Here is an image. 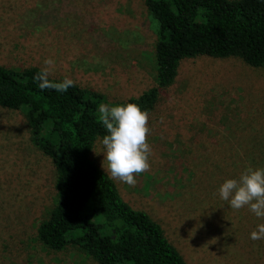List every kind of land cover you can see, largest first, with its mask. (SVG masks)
<instances>
[{
	"label": "rangeland",
	"instance_id": "obj_1",
	"mask_svg": "<svg viewBox=\"0 0 264 264\" xmlns=\"http://www.w3.org/2000/svg\"><path fill=\"white\" fill-rule=\"evenodd\" d=\"M158 24L144 0H0V62L21 70L52 58L51 77L123 102L157 85ZM148 124L150 171L134 187L114 180L122 196L162 225L189 264H264V239L250 238L264 219L232 209L218 192L244 171L233 165L252 166L230 147L264 142V66L185 60ZM101 141L93 150L104 151ZM56 176L25 113L0 105V264H99L71 244L58 251L38 238L57 201Z\"/></svg>",
	"mask_w": 264,
	"mask_h": 264
},
{
	"label": "trees",
	"instance_id": "obj_2",
	"mask_svg": "<svg viewBox=\"0 0 264 264\" xmlns=\"http://www.w3.org/2000/svg\"><path fill=\"white\" fill-rule=\"evenodd\" d=\"M144 1L159 23L157 85L138 97L110 103L104 94L76 83L63 93L41 90L34 80L40 67L18 70L0 62V105L25 113L34 145L57 172V201L41 222L38 238L58 251L71 244L99 264H189L162 225L132 207L91 158L95 141L107 134L97 122L99 105L134 102L150 113L162 90L176 81L182 62L198 56L238 57L250 66H264V0ZM230 154L251 160L253 167L264 165V142L230 147ZM232 167L245 170L248 165Z\"/></svg>",
	"mask_w": 264,
	"mask_h": 264
},
{
	"label": "clouds",
	"instance_id": "obj_3",
	"mask_svg": "<svg viewBox=\"0 0 264 264\" xmlns=\"http://www.w3.org/2000/svg\"><path fill=\"white\" fill-rule=\"evenodd\" d=\"M43 65L34 76L41 90L54 89L63 93L75 86V81L69 77L59 82L50 79L55 74L54 59L45 58ZM148 121L149 113L134 102L99 105L97 122L106 129L107 134L101 141L104 151H93L96 154L103 153L102 167L111 179L134 187L136 176L150 171L149 158L153 150L147 139L151 131ZM218 192L232 209L247 207L257 218L264 219V168L249 165L238 178L225 179ZM250 238L264 239V223L257 225L250 233Z\"/></svg>",
	"mask_w": 264,
	"mask_h": 264
}]
</instances>
